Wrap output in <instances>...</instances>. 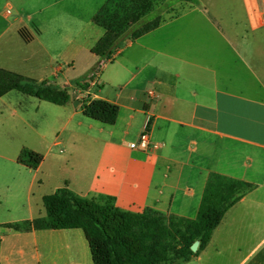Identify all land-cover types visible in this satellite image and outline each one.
I'll return each instance as SVG.
<instances>
[{
  "label": "crops",
  "instance_id": "1",
  "mask_svg": "<svg viewBox=\"0 0 264 264\" xmlns=\"http://www.w3.org/2000/svg\"><path fill=\"white\" fill-rule=\"evenodd\" d=\"M110 1L0 0V68L60 84L88 58V76L105 35L95 17ZM156 12L158 26L124 40L89 87L79 86V101L70 91L64 106L18 91L0 97V160L16 166L15 177L0 170L8 217L0 225L46 218L44 196L65 186L125 211L194 219L219 175L256 188L185 264H264V0H163ZM85 99L118 105L117 122L86 117ZM148 112L156 148L143 152L128 144L138 143ZM25 148L43 156L40 166L18 162ZM0 264L94 261L82 229L0 227Z\"/></svg>",
  "mask_w": 264,
  "mask_h": 264
},
{
  "label": "trees",
  "instance_id": "2",
  "mask_svg": "<svg viewBox=\"0 0 264 264\" xmlns=\"http://www.w3.org/2000/svg\"><path fill=\"white\" fill-rule=\"evenodd\" d=\"M149 12L150 4L142 5L131 24L138 23ZM100 15L95 17L97 23ZM158 24L159 20L147 24L134 34L132 40L154 30ZM108 29L91 50L103 63L113 61L124 43V39L118 40V33ZM20 34L26 42L33 39L26 29ZM100 67L97 66L89 79L78 85L88 88L90 81L102 72ZM12 91L60 106L71 101L67 89L48 80L38 81L0 68V97ZM82 104L86 117L105 125L117 122L118 105L102 99H85ZM18 162L37 168L43 162V156L25 148ZM255 188L252 183L213 175L205 188L198 214L191 219L152 209L139 213L125 211L114 204L113 198L101 201L83 197L65 186L44 196L46 218L28 224L36 229H82L89 241L94 264H185L206 249L229 209ZM38 223L42 225L38 226ZM14 227L19 230L21 224ZM196 242H199V248L194 252L192 246Z\"/></svg>",
  "mask_w": 264,
  "mask_h": 264
},
{
  "label": "rangeland",
  "instance_id": "3",
  "mask_svg": "<svg viewBox=\"0 0 264 264\" xmlns=\"http://www.w3.org/2000/svg\"><path fill=\"white\" fill-rule=\"evenodd\" d=\"M175 1L176 0H170V2H175ZM147 3L150 4V12L145 17H143L138 23L131 24L132 17L141 9L142 5ZM162 4H163V0H111L106 5L105 10L101 11V15L99 17V24L103 29H105V34L107 30H109L108 28H110L111 30H114L115 33L119 34L118 40L124 39L125 41L126 40L128 41L132 39V37L136 32L144 28L147 24L157 20L158 12H156V9L159 5L161 6ZM86 59L85 58L80 59L79 62L75 64L74 68L69 69L66 78H64V81H62L60 84H58V82H56V80L54 79H51L52 82L49 80V82L56 84L61 88L67 89L73 94L74 98L77 101H79L78 83L87 81L89 77L93 74L97 66L102 65V68L100 67V70H102L105 64L103 63V60H100L99 63L95 65V67L91 70V72L87 76L86 74L88 73L89 70L88 68L91 66L90 64L91 60L89 59L86 60ZM100 74L101 73H98L97 77ZM14 167H16L14 164H9L6 161L0 160V170L9 169L12 171L13 170L12 168ZM12 172H13L12 177H15L16 172L14 171ZM12 177L11 178L6 177L7 182L10 183L13 180ZM2 200L3 198L0 199V201ZM2 216H4V218H2ZM5 219H8L7 214L0 215V220H5ZM41 225L42 224L38 223V226ZM14 226L15 224L0 225V227H3L4 229H14L15 228ZM30 228H34L32 224L21 223L20 229H30Z\"/></svg>",
  "mask_w": 264,
  "mask_h": 264
},
{
  "label": "built area",
  "instance_id": "4",
  "mask_svg": "<svg viewBox=\"0 0 264 264\" xmlns=\"http://www.w3.org/2000/svg\"><path fill=\"white\" fill-rule=\"evenodd\" d=\"M102 68V65H101ZM151 97H155L153 91H149ZM153 122V116L148 112L146 116V121L144 123V129L140 136V139L137 144H128L133 149H138L143 152H151L156 148L155 143L151 140V126Z\"/></svg>",
  "mask_w": 264,
  "mask_h": 264
},
{
  "label": "water",
  "instance_id": "5",
  "mask_svg": "<svg viewBox=\"0 0 264 264\" xmlns=\"http://www.w3.org/2000/svg\"><path fill=\"white\" fill-rule=\"evenodd\" d=\"M199 248V242H196L193 246H192V251L197 252Z\"/></svg>",
  "mask_w": 264,
  "mask_h": 264
}]
</instances>
